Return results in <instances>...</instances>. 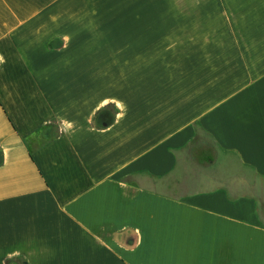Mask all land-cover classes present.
<instances>
[{"label": "crops", "instance_id": "1", "mask_svg": "<svg viewBox=\"0 0 264 264\" xmlns=\"http://www.w3.org/2000/svg\"><path fill=\"white\" fill-rule=\"evenodd\" d=\"M0 264H264V0H0Z\"/></svg>", "mask_w": 264, "mask_h": 264}, {"label": "rangeland", "instance_id": "2", "mask_svg": "<svg viewBox=\"0 0 264 264\" xmlns=\"http://www.w3.org/2000/svg\"><path fill=\"white\" fill-rule=\"evenodd\" d=\"M165 13H169L163 9H154V10H144L143 14L141 15V19L143 22H139L136 25H129L126 29L127 35H133L136 36L138 39L141 38L142 40H137L136 42H127L125 44H119L120 49H123L126 52H132L134 50H137L139 52H148L151 51L154 48V45L148 41L149 39H152V37L156 38L162 35L166 34H190V35H198L199 30H201V25L199 24L200 12L198 10L190 11L191 19L195 20V22H192V24L189 27H182L179 23L174 22L175 19H168V22H155L157 19H162L165 15ZM212 13V12H211ZM192 14L195 16L192 17ZM186 17V16H185ZM183 17V18H185ZM168 18V17H167ZM181 27V28H180ZM184 28V29H183ZM182 29V30H180ZM184 30V32H183ZM189 30V31H186ZM194 166V165H193ZM185 167V164H183V168ZM190 166H188L186 172L180 173L179 176H173L174 178H177V181L174 180L172 177L171 179H168V181H171V187H169L168 183H160V189L161 190H168L173 189L174 187H179L182 180L184 178H187L188 180L190 177L191 170L189 169Z\"/></svg>", "mask_w": 264, "mask_h": 264}]
</instances>
